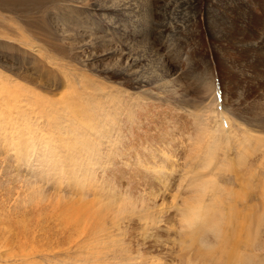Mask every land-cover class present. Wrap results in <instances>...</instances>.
Segmentation results:
<instances>
[{"label":"rangeland","instance_id":"374dc122","mask_svg":"<svg viewBox=\"0 0 264 264\" xmlns=\"http://www.w3.org/2000/svg\"><path fill=\"white\" fill-rule=\"evenodd\" d=\"M263 26L264 0L0 4V73L20 97L0 120V264H264ZM64 98L90 126L75 154L52 127L62 109L40 114ZM192 195L208 215L187 228Z\"/></svg>","mask_w":264,"mask_h":264},{"label":"bare ground","instance_id":"6f19581e","mask_svg":"<svg viewBox=\"0 0 264 264\" xmlns=\"http://www.w3.org/2000/svg\"><path fill=\"white\" fill-rule=\"evenodd\" d=\"M11 0H0V4H5V3H8V2H10ZM11 5V4H10ZM8 6V5H7ZM11 11V10H10ZM245 15H248V17H250L249 16V12H246L245 13ZM264 27V26H263ZM13 32V35H15V31H12ZM245 34V33H244ZM256 34H258V39L260 40V41H263L264 42V30L262 29V31L260 32V33H256ZM256 36V35H255ZM259 41V42H260ZM2 42V41H1ZM0 42V43H1ZM7 43V42H6ZM254 43V42H253ZM257 43H258V41H257ZM20 44V43H19ZM259 44V43H258ZM263 45H264V43H263ZM253 46H256V45H253ZM258 46V45H257ZM257 48V47H256ZM29 49V48H28ZM40 49V48H39ZM248 49V48H247ZM259 49V48H258ZM251 50H253V49H251ZM27 51V50H26ZM253 51H255V49L253 50ZM255 53H256V51H255ZM93 58V57H92ZM251 59V58H250ZM5 60V59H4ZM120 60H121V58H120ZM6 61V60H5ZM4 61V62H5ZM11 61V60H10ZM95 62V61H94ZM89 63V62H88ZM91 63V62H90ZM130 63V62H129ZM134 64H135V62H133ZM14 64V63H13ZM83 64V63H82ZM84 64H86V63H84ZM120 64V63H119ZM134 64H132L131 65V69L133 70V68L134 67H136V66H134ZM92 65H93V63H92ZM121 65V64H120ZM127 65V64H126ZM137 65V64H136ZM117 66H119V65H117ZM231 66V65H230ZM13 67V66H12ZM84 67H85V65H84ZM87 67V66H86ZM127 67H129V66H127ZM128 69V68H127ZM129 70V69H128ZM131 70V71H132ZM135 70V69H134ZM16 71H17V69H16ZM93 71V70H92ZM130 71V72H131ZM133 73H135V71L133 72ZM129 74V73H128ZM132 74V73H131ZM5 75V74H4ZM13 75H16V74H13ZM19 75V74H18ZM21 75V74H20ZM134 75V74H133ZM200 75V74H199ZM124 76V75H123ZM134 77V76H133ZM207 78H209V79H212V75H210L209 76V74H208V77ZM8 79H10L9 77H7V76H3L1 73H0V120L2 119L4 122H5V119H8L9 118V124L11 125V122L13 121H11V111H13V110H10V108H9V110H8V107H10V105H11V101L13 100V99H16V100H18V99H20V97L19 98H17V97H15V95H13V91H12V86H10L11 84H12V79H10L9 81H8ZM207 79L205 78L203 81H201V85H200V83H199V85L200 86H207V89L211 92V93H213V91H214V83L213 82H211L210 80L209 81H206ZM14 81V80H13ZM27 81V80H26ZM58 83V82H57ZM59 84V83H58ZM136 84V83H135ZM138 84V83H137ZM18 85V84H17ZM62 85V84H61ZM18 86H20V85H18ZM22 86V85H21ZM28 86V85H27ZM26 86V88H28ZM30 86V85H29ZM55 86H56V84H55ZM202 86V87H203ZM66 87V86H65ZM69 87V86H68ZM7 88V89H6ZM21 88V87H20ZM58 88V87H57ZM6 89V90H5ZM22 89V88H21ZM36 89V88H35ZM67 89V88H66ZM4 90H5V92H4ZM32 90V89H31ZM17 91V90H16ZM15 91V92H16ZM33 91V90H32ZM49 91V90H48ZM40 91H38V93H39ZM52 92V91H51ZM215 92V91H214ZM29 94V93H28ZM28 94H27V96H28ZM35 94V93H34ZM13 95V96H12ZM48 95V94H47ZM50 95V94H49ZM62 95H63V93H62ZM16 96H18V92L16 93ZM25 97H27L26 95H24ZM30 96V95H29ZM69 96V95H68ZM36 98H37V96H35ZM55 97V96H54ZM65 97V96H64ZM67 97V96H66ZM72 97V96H71ZM41 98V97H40ZM80 99V96L77 94V96L75 97V99H74V97H73V99L74 100H76V99ZM27 99V98H26ZM26 99H24V100H26ZM47 99H49V98H47ZM55 99V98H54ZM69 99V98H68ZM215 99V98H214ZM52 100V99H51ZM30 101V100H29ZM215 101V100H214ZM18 102H19V100H18ZM31 102V101H30ZM33 102H35V101H33ZM41 102H43L42 100H41ZM223 102V101H222ZM52 103V102H51ZM55 103H57V102H55ZM68 103H70L69 105H71V103L72 102H68L67 100H65V98L64 99H61L60 101H59V99H58V103H57V105H56V108H54L53 106H52V104L48 107V108H44L43 110H41V113L40 114H43V113H45V112H47V110H48V112H50V111H56V112H54V113H60L58 110H60V109H62V111L65 113V115L63 116L64 118V121L62 122V125L60 124V123H58V124H60V125H56L54 122H53V120H52V124H54L52 127L55 129V132L56 133H58V135H63V136H67V138H68V142L66 141V143H67V148H66V152H71V154L73 153V154H75V151H76V149H78V148H81V147H79V146H77V145H82V146H85V145H87L88 143H87V140L85 139V140H81V139H79V138H76L75 136L76 135H81V136H89L88 135V133H89V131H90V126H87L88 128H89V131H87L86 130V128L84 129V128H82L83 127V122H80V119H82V118H80L81 117V114L82 113H80L79 111V113L77 114V112L73 109V110H70V111H67L66 110V105H68ZM14 104V102L12 103V105ZM20 104H21V102H20ZM72 104H75V103H72ZM222 104V103H221ZM16 105V104H15ZM68 105V106H69ZM95 106H96V104H94ZM18 106V105H17ZM67 106V107H68ZM14 107V106H13ZM44 107V106H43ZM73 107H74V105H73ZM72 107V108H73ZM97 107V106H96ZM69 108V107H68ZM75 108V107H74ZM76 108H78V105L76 106ZM222 108H223V106H222ZM79 109V108H78ZM78 109H76V110H78ZM86 109V108H85ZM225 109V108H224ZM80 110V109H79ZM86 110H88V109H86ZM92 110V109H91ZM97 110V108L95 109V111ZM58 111V112H57ZM89 111V110H88ZM87 111V112H88ZM62 113V112H61ZM222 113V112H221ZM225 113V112H224ZM19 114V113H18ZM49 114V113H48ZM85 114V111H83V114L82 115H84ZM96 114V113H95ZM94 114V115H95ZM15 115H17L16 113H15ZM14 115V116H15ZM39 115V114H38ZM51 115H55V114H53V112H52V114ZM50 115V116H51ZM19 116V115H18ZM59 116V115H58ZM92 116V115H91ZM96 116V115H95ZM98 116V115H97ZM19 117H21V115L19 116ZM54 117V116H53ZM57 117V116H56ZM85 117V116H84ZM223 117V116H222ZM22 118V117H21ZM23 118H24V116H23ZM55 118V117H54ZM60 118V117H59ZM96 119L97 117H94V116H92V120L93 119ZM224 118V117H223ZM20 119V118H19ZM50 119V118H49ZM51 119H53V118H51ZM87 119H88V117H87ZM94 119V120H95ZM226 119V118H225ZM21 120V119H20ZM20 120H19V122H20ZM24 120L25 119H23V126H24V128L25 127H27L26 126V124L24 123ZM35 120V119H34ZM56 120V119H55ZM219 120V119H218ZM14 121H15V119H14ZM14 121H13V123H14ZM26 122L28 121L27 119L25 120ZM37 121H38V119H37ZM51 121V120H50ZM89 121V120H88ZM96 121V120H95ZM92 122V124H91V126L92 127H94V128H96V129H100L101 127H97V125L99 126V124L97 123V122ZM214 121V120H213ZM226 121V120H225ZM230 121V120H229ZM229 121H227L226 122V125H230V126H232L231 125V121L229 122ZM16 122H17V120H16ZM16 122H15V125H16ZM28 122H30V121H28ZM34 122V121H33ZM39 122V121H38ZM102 122V121H101ZM218 122V121H217ZM21 123V122H20ZM106 123V122H105ZM4 124V123H3ZM2 124V125H3ZM17 124H19V123H17ZM30 124V123H29ZM37 124V123H36ZM107 124V123H106ZM4 125H6V122H5V124ZM22 125H19V126H21L22 127ZM28 125V124H27ZM35 124H33L32 126H34ZM48 125H49V122H48ZM109 125V124H108ZM17 126V125H16ZM15 126V127H16ZM2 127V126H1ZM21 127H19L20 129L19 130H22L21 129ZM31 126H28L27 128H30ZM35 127V126H34ZM78 127H81V128H78ZM32 128V127H31ZM31 128L29 129V131L31 132ZM38 128V127H37ZM13 129H15V128H13ZM35 129V131H36V128H33V130ZM1 130L2 129H0V132H1ZM26 131H27V129H25ZM24 130V131H25ZM51 130V129H50ZM49 130V131H50ZM93 130V129H92ZM229 130V129H228ZM2 131H5V130H2ZM16 131H17V129H16ZM29 131L28 132H25L26 134L27 133H29ZM52 132V131H51ZM228 132V131H227ZM230 132H232L231 131V129H230ZM3 133V132H2ZM11 133H13V132H11ZM16 133V132H15ZM15 133H13V134H15ZM19 133H21V131L19 132ZM24 133V132H23ZM45 133V132H44ZM44 133H42L38 138L39 139H37V137H36V139H37V142L36 143H38V145H40V146H42V144H43V142H45V143H49V141H47V137H46V135L44 134ZM233 133V132H232ZM4 134V133H3ZM3 134H0V135H2L3 136ZM36 134H37V132H36ZM36 134H34V135H36ZM90 134V133H89ZM7 135V134H6ZM6 135H4V137L6 136ZM12 135V134H11ZM18 135V134H17ZM31 135H33L32 133H31ZM2 136H0V138L2 137ZM8 136V135H7ZM15 136V135H14ZM29 134H27L26 136H25V138H22V139H29ZM95 136V135H94ZM3 137V138H4ZM13 137V136H12ZM16 137V136H15ZM28 137V138H27ZM31 137H33V136H31ZM2 138V139H3ZM11 138V137H10ZM20 138V139H21ZM35 138V137H34ZM66 138V139H67ZM98 138V137H97ZM12 139V138H11ZM11 139H10V141L9 142H11ZM22 139L20 140V142L19 143H22ZM33 139V138H32ZM166 138H160V143L163 141V143L162 144H164L165 142H164V140H165ZM31 140V139H30ZM90 140V139H89ZM88 140V141H89ZM2 141V140H1ZM5 141H6V139H5ZM5 141H3V145H4V142ZM24 141V140H23ZM31 142V141H30ZM13 143H14V141H13ZM25 143H26V140H25ZM35 143V144H36ZM11 144V143H10ZM32 144H33V142H32ZM31 144V145H32ZM1 145H2V143H1ZM2 145V146H3ZM65 145V144H64ZM11 146V148L13 147L12 145H10ZM9 146V147H10ZM18 146V145H17ZM215 146V145H214ZM36 147V146H35ZM90 147V146H89ZM89 147L87 148V149H89ZM5 148V147H4ZM8 148V147H7ZM6 148V149H7ZM18 148L19 149H21V148H24V146H22L21 145V148L18 146ZM17 148V151H19V149ZM30 148V147H29ZM29 148H27V149H29ZM32 148H33V146H32ZM61 148H63V147H61ZM168 148V147H167ZM6 149H4V150H6ZM26 149V148H25ZM64 149H65V147H64ZM8 150V149H7ZM21 150H23V152H24V149H21ZM21 150L19 151V152H16L17 154L19 153L20 154V156H22L23 155V153H20L21 152ZM30 150V149H29ZM34 150V149H33ZM68 150V151H67ZM81 150H84V149H79L78 150V152L80 151L81 152ZM15 151H16V149H15ZM26 151V150H25ZM31 151V150H30ZM36 151H37V149H36ZM2 152H3V150H2ZM27 152V151H26ZM26 152H24V153H26ZM34 151H32V153H33ZM85 151H83V153H84ZM9 153H10V151H9ZM29 153H31V152H29ZM36 153V152H35ZM86 153V152H85ZM84 153V154H85ZM22 154V155H21ZM28 154V152L26 153V155ZM10 155V154H9ZM12 155V154H11ZM25 155V154H24ZM23 155V156H24ZM5 157H6V155H4ZM18 156V155H17ZM22 156V158H23V160L25 159V157H23ZM12 157V156H11ZM15 157V156H14ZM31 157H33L34 158V155L32 156L31 155ZM86 156H83L82 158L84 159ZM18 158V157H17ZM52 158V157H51ZM19 159V158H18ZM53 159H56V158H53ZM52 159V162H54V163H56V162H58L59 161V159H56V160H53ZM82 159V160H83ZM13 160H14V158H13ZM21 160V159H20ZM20 160H17V161H20ZM32 160V159H31ZM31 160H30V162H31ZM11 162H12V158H11ZM82 162V161H81ZM9 163V162H8ZM8 163H6L7 165H9ZM13 163V162H12ZM23 163V162H22ZM29 163V162H28ZM34 163H36L35 161H34ZM38 163H39V165L40 166H43V164H44V162H43V159H41V158H39L38 159ZM15 164H16V162H15ZM14 164V165H15ZM17 165V164H16ZM15 165V166H16ZM30 164H28V166H29ZM36 165H38L37 163H36ZM19 166V165H18ZM23 166V165H22ZM45 166H46V164H45ZM13 167V166H12ZM39 167V166H38ZM44 167V166H43ZM21 168H23V167H21ZM13 169V168H12ZM12 169H10V170H12ZM29 169V168H28ZM28 169H27V172H28ZM31 169H32V165H31ZM38 171H41V170H39L38 168H36ZM26 170V169H25ZM30 170V169H29ZM34 170H35V168H34ZM34 170H33V173H34ZM14 171V170H13ZM19 171H20V169H19ZM22 171H23V169H22ZM11 171H9V173H10ZM24 172V171H23ZM30 172H32V171H30ZM45 172V171H44ZM21 173V172H20ZM29 173V172H28ZM32 173V174H33ZM35 173H36V171H35ZM38 173V172H37ZM36 173V174H37ZM40 173V172H39ZM38 173V174H39ZM3 174V173H2ZM12 174V173H11ZM10 174V175H11ZM30 174V173H29ZM31 174V175H32ZM37 174V175H38ZM9 175V176H10ZM13 175V174H12ZM33 175H35V174H33ZM21 176V175H20ZM30 176V175H29ZM41 175H39V177H40ZM2 177V176H1ZM24 177V176H23ZM33 177V176H32ZM194 177H197V176H194ZM199 177V176H198ZM11 179V178H10ZM26 179V178H25ZM24 179V180H25ZM32 179V178H31ZM35 179H36V177H35ZM34 179V180H35ZM23 180V179H22ZM197 180V179H196ZM195 180V181H196ZM26 182V181H25ZM27 183V185H28V183H30V181L29 182H26ZM32 183H33V179H32ZM191 184V183H190ZM185 190V189H184ZM188 191V190H187ZM186 193V192H185ZM189 193V192H188ZM194 193V192H193ZM191 195V194H190ZM201 199V198H200ZM190 201V202H189ZM182 207V216H184L183 218H182V221L184 220L185 222H183L184 224H185V226L188 228L189 226V224L190 225H192V222H194V221H192V219L191 218H189L190 217V215H189V212H191L192 211V213H194V216H196V217H198L199 218V215L204 211V207H203V210L201 211V213H199V211H198V208H201L202 207V205H201V202H199V200H198V198H197V196L195 195H192V196H189V197H186V198H184V199H182V202L180 203V205H179V207ZM210 204H208V207L210 208ZM178 209V208H177ZM211 210V209H210ZM210 210H208V211H210ZM207 211V210H206ZM212 212V211H211ZM211 212H210V214H211ZM197 213V214H196ZM216 213H217V211H216ZM214 211H213V213L209 216L210 218H208L207 219V221L206 220H204V223L206 224V223H208V224H210V227L212 226L211 224H212V221H211V218H213V220L215 221V223H216V221H217V223H218V215L219 214H216ZM203 214V213H202ZM186 215H189V219L188 218H186L187 216ZM208 215V214H207ZM207 215H206V212L201 216V219H204L205 218V216H206V218H207ZM195 217V218H196ZM186 218V219H185ZM217 218V219H216ZM196 220V219H195ZM188 222V223H187ZM23 225V224H22ZM199 225V224H198ZM203 226H204V224H202ZM206 226H208V225H206ZM213 227V226H212ZM211 227V228H212ZM224 241V240H223ZM225 242H227V241H225ZM24 250V249H23ZM259 250V249H258ZM26 251V250H25ZM27 252V251H26ZM234 252L231 250V252L230 253H228V256L229 257H232V256H234V254H233ZM27 257V256H26ZM31 258V257H30ZM26 259V258H25ZM31 260V259H30ZM46 261V259H44L43 260V263ZM26 262V261H25ZM53 262V261H52ZM47 263V262H46ZM226 263V262H225Z\"/></svg>","mask_w":264,"mask_h":264}]
</instances>
